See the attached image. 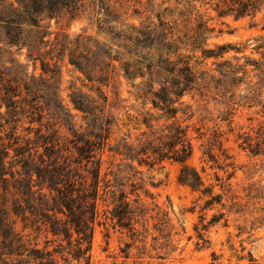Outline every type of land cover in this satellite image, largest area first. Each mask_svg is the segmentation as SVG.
I'll return each mask as SVG.
<instances>
[{
	"label": "trees",
	"instance_id": "16d2710c",
	"mask_svg": "<svg viewBox=\"0 0 264 264\" xmlns=\"http://www.w3.org/2000/svg\"><path fill=\"white\" fill-rule=\"evenodd\" d=\"M83 1L0 0V62L1 57L10 55L13 62H4L8 67L7 64L14 63L13 55L24 48L28 49V59L34 63L40 60V47L46 48L50 43L45 41L48 26H43V22L55 18L62 9L76 14ZM175 1L180 5L178 0ZM194 1L181 0L190 6L186 9L189 15H192ZM100 7L104 14L113 15L109 8ZM214 10L220 18L233 16L235 20L248 17L255 20L264 10V0H218ZM195 21V26L186 33L178 30L176 21L171 22L163 16H159L158 25H122L123 28L115 32L109 31L108 46L103 45L108 49L102 52L108 62L105 61L102 68H99L92 51L81 50L88 40L86 36L79 34L71 38L64 35L62 41L56 37L49 52L60 47L58 54L62 53L64 59L68 52L69 65L83 74L87 82L97 84L89 89L97 94L96 98L77 88L73 90L70 103L82 114L86 127L75 129L66 124L64 128L70 137L62 136L59 129L52 128L57 124L47 127L42 123L44 116L39 99H43V94L40 90H31V82L20 83L22 79L7 81L9 84L3 88L4 98H0V109L5 105L8 116L2 123L4 119L0 115V264H56L55 250L42 251L31 247L16 229V218H22L26 225L31 224L36 230L44 229L47 234L62 238L70 247L74 246L77 260L85 259L90 252L96 225L110 222L113 228L126 229L135 235V226L147 214L141 205L142 179L137 176L142 172L137 167L154 169L167 161L176 163L180 166L179 184L208 196L206 207L219 202L220 196L213 194V187L206 186L200 173L190 164L195 147L189 135L190 126L184 122L191 116L184 112L188 118L178 119L180 109L175 104L183 105L180 100L193 91L204 97L212 88L209 82L215 84V80H208L207 74L202 78L195 75L190 63L194 56L185 55L183 51L201 52L202 60H207L223 58L234 48L229 44L207 48L214 28L207 22ZM255 42V50L264 56V38ZM35 53L37 57H34ZM40 62L43 74H55L46 59ZM115 63L119 64L118 68ZM224 64L228 72L235 69L231 62ZM106 67L112 68L113 72L120 70L122 76L133 84L141 78L143 82L134 84L136 98L160 110V118L153 119L146 113L138 121L137 117L128 115L126 123L120 124L108 109L112 106H108L109 98L103 91L107 85L104 84V75L108 74ZM1 68L0 65V79L4 81ZM98 73L100 77L97 78ZM243 73H246L245 69ZM146 77L148 81L144 82ZM14 83L17 86H13ZM156 84L160 86L158 89ZM21 85L27 93L23 102L29 103L28 111L25 106H18L20 102L16 100L21 96ZM227 94L226 90L221 92L223 97ZM46 106L54 111L60 122L65 120L67 113L72 117L70 109L62 104L46 103ZM22 117L30 118V126L23 129L25 135L18 134ZM159 119H164V124H158ZM132 123L137 133L133 134L129 129L126 134L112 139L115 129L121 131ZM34 124L38 126L33 127ZM215 134L217 139L221 138L220 134ZM208 155L215 161L211 152ZM163 216L167 217L166 214ZM164 220L161 218L159 224L164 225ZM198 236L203 240L199 231ZM213 257L210 264L216 263V256ZM14 258L12 263L7 262Z\"/></svg>",
	"mask_w": 264,
	"mask_h": 264
},
{
	"label": "rangeland",
	"instance_id": "374dc122",
	"mask_svg": "<svg viewBox=\"0 0 264 264\" xmlns=\"http://www.w3.org/2000/svg\"><path fill=\"white\" fill-rule=\"evenodd\" d=\"M178 2L180 5L175 0H84L78 5L76 14L62 9L55 18L42 24L48 26L45 41L50 43L46 48L40 47L39 57L50 63L55 74H43L40 60L34 63L27 58V48L16 52L14 63L7 64L8 67L4 62H13L9 59L10 55L1 57L4 81L0 79V98H4L3 88L9 84L8 80L31 82L30 89L40 90L43 94V99H39L44 116L42 123L47 127L57 124L52 128L59 129L62 136H69L64 128L66 124L75 129L86 127L82 114L70 103L73 90L77 88L96 98L97 94L89 89L97 84L87 82L83 74L69 65L68 52L65 59L62 53V56L58 54L60 47L49 52L50 44L55 43L56 37L62 41L64 35L71 38L79 34L86 36L88 40L81 50L92 51L99 68L107 61L102 52L108 49L103 45L108 46L109 31L115 32L123 28L122 25H158L159 16L176 21L182 33L194 27L195 20L207 22L214 28L207 48L227 44L234 48L223 58L207 60H202L201 52L192 54L183 51L185 55L194 56L190 63L195 75L202 78L203 74H207L208 80H215V84L209 82L212 88L206 91L204 97L193 91L180 100L183 105L175 104L180 109L178 119L183 121L191 116L184 122V125L190 126L189 135L195 147L190 164L200 173L205 185L213 187V194L220 196L217 199L219 202L206 207L208 196L179 184L180 166L176 163L167 161L154 169L137 167L142 172L137 176L142 179L140 185L143 189L139 191L141 205L147 212L135 226L137 233L133 235L126 229L113 228L110 222L96 225L91 250L85 259L77 260L74 257L75 247H70L62 238L53 237L44 229L36 230L35 226L26 225L22 218L14 219L16 229L31 247L42 251L55 250L56 264H210L214 255L215 264H264V56L254 48L255 40L264 38V10L255 20L249 17L235 20L233 16L218 17L214 10L218 0H195L191 4L192 15L186 12L189 5L181 0ZM101 5L113 11V15L104 14ZM226 61L235 67L233 72L225 68ZM118 66L115 63V67ZM105 72L108 73L104 75V84L107 85L103 91L109 98L108 106H112L108 109L120 120V124L126 123L128 115L137 117L138 121L146 113L153 119L160 118V110L136 98L134 84L143 82L141 78L133 84L122 76L120 70L113 72L112 68L106 67ZM159 87L155 85L156 89ZM223 90L229 92L227 97L221 95ZM20 92L21 96L16 98L20 102L18 106H25L28 111L29 103L23 102L27 93L22 85ZM46 103L68 107L72 117L67 113L65 120L60 122ZM5 113L6 107L2 105V123L8 119ZM21 120L18 134L25 135L23 129L30 126V118L22 117ZM158 124H164V119H159ZM32 126L37 127L38 124ZM129 129L133 134L138 132L132 123L121 131L115 129L112 139L126 134ZM215 133L221 138L217 139ZM209 152L214 155L215 161L209 158ZM161 218H165L164 225L159 224ZM198 231L203 234V240L199 238Z\"/></svg>",
	"mask_w": 264,
	"mask_h": 264
}]
</instances>
